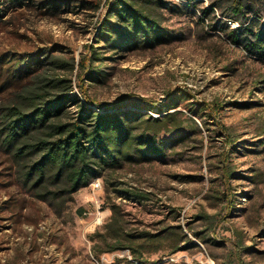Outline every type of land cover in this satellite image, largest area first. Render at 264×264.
<instances>
[{
  "label": "rangeland",
  "instance_id": "obj_1",
  "mask_svg": "<svg viewBox=\"0 0 264 264\" xmlns=\"http://www.w3.org/2000/svg\"><path fill=\"white\" fill-rule=\"evenodd\" d=\"M35 1L21 6L0 0V113L28 84L16 71L17 59L48 52L78 62L96 46L99 81L88 82L85 73L83 87L99 103L124 96L133 103L167 102L184 92L188 97L179 101V111L185 112L188 101L223 109L195 118L200 132L166 137L165 157L102 172L95 180L101 189L83 188L61 206L62 196L51 205L23 190L0 144V264H264V60L227 36L252 20L256 30L264 29V0H250L255 13L248 22L231 13L230 0H141L166 30L167 41L118 53L97 42L109 0H101L98 10L82 4L100 0H59L57 12ZM78 74L73 73L72 95L84 105ZM78 107L68 102L69 117ZM127 109L159 116L144 107ZM229 154L235 175L224 181L219 167ZM223 189L235 201L232 212L218 198ZM114 207L128 230L164 238L172 227L176 234L160 246L147 245L141 262L128 250L98 253L107 249L102 237ZM183 235L193 243L172 254L187 245L179 241Z\"/></svg>",
  "mask_w": 264,
  "mask_h": 264
},
{
  "label": "trees",
  "instance_id": "obj_2",
  "mask_svg": "<svg viewBox=\"0 0 264 264\" xmlns=\"http://www.w3.org/2000/svg\"><path fill=\"white\" fill-rule=\"evenodd\" d=\"M12 1L21 6L25 4V0ZM147 1L154 4L151 0ZM231 1L228 2L231 13L235 17L243 16L248 22L255 13L253 3L250 0ZM61 3L59 0H41L37 5L48 12H57ZM85 6L98 10L101 0L95 4H82V7ZM105 6L107 15L101 21L97 42L102 41L116 53L153 49L166 43V30L150 12L151 9L143 7L141 0H109ZM251 23L247 26L244 23L243 27L230 31L227 36L249 55L264 60V29L256 30ZM88 54L80 56L78 62L73 57L68 59L48 52L28 60L17 59L14 64L16 71L28 77V84L0 113V144L13 162L17 181L34 198L48 201L51 205L50 201H56L61 196L60 206L72 201L74 194L91 186L101 178L102 172L114 174L125 167L151 162L154 157H165L166 137L176 135L180 140L183 133L189 130L200 132L194 119L223 109L221 105L213 109L210 105L188 101L185 112L179 111V101L188 97L184 92L170 95L167 102L143 99L133 103V97L124 96L114 103H99L90 98L83 87L85 73L88 82L99 81V74L93 68L98 60V46ZM76 70L85 106L72 95L73 73ZM70 101L79 106L72 117L68 115ZM129 106L156 110L159 116L155 118L141 111H132L127 109ZM221 129L224 127L221 126ZM230 157L229 154L227 162L219 167L224 181L232 180L235 175L229 165ZM219 194L218 198L226 202V208L232 212L235 201L232 203L231 196L227 198L224 189ZM139 196L147 199L144 194ZM105 226L106 233L102 238L107 249L97 250L98 253L128 250L139 262L147 245L160 246L176 234L172 227L166 230L164 238L128 230L116 207L112 209L110 221ZM184 240L187 245L176 246L172 254L193 243L185 235L179 241L184 243ZM94 252L97 254L96 249Z\"/></svg>",
  "mask_w": 264,
  "mask_h": 264
},
{
  "label": "built area",
  "instance_id": "obj_3",
  "mask_svg": "<svg viewBox=\"0 0 264 264\" xmlns=\"http://www.w3.org/2000/svg\"><path fill=\"white\" fill-rule=\"evenodd\" d=\"M91 187H92V192H95V191H98L99 189H101V183H100V181H95L92 185H91ZM95 201H97V199L95 198ZM92 202L93 203V205L95 206V208H96V218L97 219H102V214H101V212H100V207L98 206V203L97 202Z\"/></svg>",
  "mask_w": 264,
  "mask_h": 264
}]
</instances>
